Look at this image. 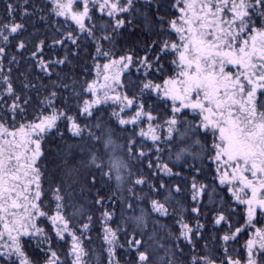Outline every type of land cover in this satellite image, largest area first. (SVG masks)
<instances>
[{
    "label": "snow or ice",
    "instance_id": "obj_1",
    "mask_svg": "<svg viewBox=\"0 0 264 264\" xmlns=\"http://www.w3.org/2000/svg\"><path fill=\"white\" fill-rule=\"evenodd\" d=\"M2 3L0 264H264V0Z\"/></svg>",
    "mask_w": 264,
    "mask_h": 264
},
{
    "label": "trees",
    "instance_id": "obj_2",
    "mask_svg": "<svg viewBox=\"0 0 264 264\" xmlns=\"http://www.w3.org/2000/svg\"><path fill=\"white\" fill-rule=\"evenodd\" d=\"M3 3L2 0H0V15L3 14ZM147 34L144 32H141L140 29H135L132 32L128 34L126 39L129 42H137L142 41ZM90 62V61H89ZM83 60H79L76 62L77 72H81L82 70L78 67L79 64H82ZM72 141H61L58 137H49L48 142L45 144V150H46V157L45 162L48 165V169L50 173H55L57 175H60L61 173L58 171L63 166V162L65 158H69L68 153L69 149L67 148V144H71ZM160 222L162 224H167L169 227L174 226V221L171 218H160ZM203 222V221H202ZM151 228V224L149 225ZM99 232V228L97 227L93 233V241L89 245V247L93 248L95 250V254L91 257V264H101L102 261L106 260V253L101 255L103 252V249L101 247L102 240H100L97 237V233ZM204 239L200 241V245L203 246L204 244H207V252L208 254H211L213 256H218L220 253L218 251V244L213 240L214 233L212 232L211 225L209 224L207 226V230L203 233ZM243 243V238L240 241V244ZM240 244H237L236 247H239Z\"/></svg>",
    "mask_w": 264,
    "mask_h": 264
}]
</instances>
